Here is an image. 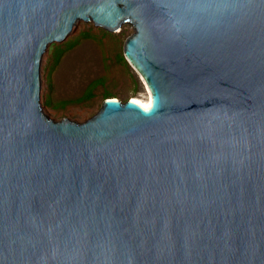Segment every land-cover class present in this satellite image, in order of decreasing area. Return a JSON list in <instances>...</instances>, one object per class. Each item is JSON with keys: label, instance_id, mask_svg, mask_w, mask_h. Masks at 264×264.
Wrapping results in <instances>:
<instances>
[{"label": "water", "instance_id": "water-1", "mask_svg": "<svg viewBox=\"0 0 264 264\" xmlns=\"http://www.w3.org/2000/svg\"><path fill=\"white\" fill-rule=\"evenodd\" d=\"M80 19L133 23L150 108L44 115ZM0 264H264V0H0Z\"/></svg>", "mask_w": 264, "mask_h": 264}, {"label": "rangeland", "instance_id": "rangeland-1", "mask_svg": "<svg viewBox=\"0 0 264 264\" xmlns=\"http://www.w3.org/2000/svg\"><path fill=\"white\" fill-rule=\"evenodd\" d=\"M134 32L132 22L125 20L111 31L93 21L77 20L65 39L51 43L40 64V102L44 115L55 121L66 117L84 121L95 114L104 97L126 100L145 96L146 82L128 58L124 43ZM62 48L56 58L54 52ZM98 80L92 94L74 100L87 92ZM62 100H74L62 104Z\"/></svg>", "mask_w": 264, "mask_h": 264}, {"label": "bare ground", "instance_id": "bare-ground-1", "mask_svg": "<svg viewBox=\"0 0 264 264\" xmlns=\"http://www.w3.org/2000/svg\"><path fill=\"white\" fill-rule=\"evenodd\" d=\"M146 82V81H145ZM147 87V91L144 94L145 96L142 97L141 96H132L131 99L135 100L136 102H138L139 104L150 108L152 106V98H151V92L149 90V87L147 85V83L145 84ZM108 98H116V97H108ZM117 99V98H116ZM129 99V98H128ZM119 99H117L118 101Z\"/></svg>", "mask_w": 264, "mask_h": 264}, {"label": "trees", "instance_id": "trees-1", "mask_svg": "<svg viewBox=\"0 0 264 264\" xmlns=\"http://www.w3.org/2000/svg\"><path fill=\"white\" fill-rule=\"evenodd\" d=\"M63 49L62 48H57L54 52V56L57 58L61 53H62ZM96 83H99L98 80H95L94 82H92L87 90V92H85L82 96L74 99V100H81V99H84L86 97H89L91 96L92 92L91 90L94 88V86L96 85ZM74 100H62L61 103L62 104H66L68 102H71V101H74Z\"/></svg>", "mask_w": 264, "mask_h": 264}]
</instances>
